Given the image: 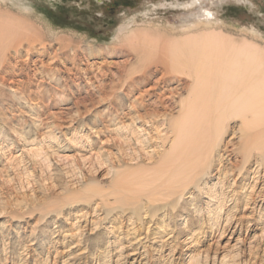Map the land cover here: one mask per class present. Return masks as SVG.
Segmentation results:
<instances>
[{
    "label": "rangeland",
    "instance_id": "1",
    "mask_svg": "<svg viewBox=\"0 0 264 264\" xmlns=\"http://www.w3.org/2000/svg\"><path fill=\"white\" fill-rule=\"evenodd\" d=\"M192 1L0 0V264H264V0Z\"/></svg>",
    "mask_w": 264,
    "mask_h": 264
},
{
    "label": "bare ground",
    "instance_id": "2",
    "mask_svg": "<svg viewBox=\"0 0 264 264\" xmlns=\"http://www.w3.org/2000/svg\"><path fill=\"white\" fill-rule=\"evenodd\" d=\"M199 3H201V2H199V0H194V1H192L191 3H190V6H195L196 4L198 5ZM221 3V2H220ZM191 10V9H190ZM215 12V11H214ZM214 12H212V11H210L207 7H204V9H202V10H200L198 13H197V16H200V18H198V19H204V21L203 22H199V23H195L194 22V20H192L191 18V22H192V25L194 26V27H204V28H206V27H208V28H210V27H214V26H219L218 25V23H214L213 21H211V17L215 14ZM254 26V25H253ZM185 29H190V27L189 28H185ZM250 30H252L250 33L248 32V34H250L252 37H254V38H256V39H259V40H263L264 41V39H263V37H261L260 35H257L256 34V29H254V28H251ZM208 36V35H207ZM246 42V41H245ZM233 43H235V41H233ZM227 44V43H226ZM248 44V43H247ZM250 44V43H249ZM228 45V44H227ZM246 44L243 42L242 43V45L241 46H245ZM254 46V45H253ZM238 57V56H237ZM242 59V58H241ZM251 60H253L254 61V56H251ZM255 63V62H254ZM258 65V64H257ZM263 76V75H262ZM253 85V84H252ZM262 91V90H261ZM263 91H264V89H263ZM242 96V95H241ZM249 97H252V95H249ZM254 97V96H253ZM248 98V97H247ZM264 98V97H263ZM245 99H246V97H245ZM252 99H255V98H252Z\"/></svg>",
    "mask_w": 264,
    "mask_h": 264
}]
</instances>
